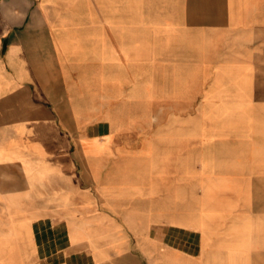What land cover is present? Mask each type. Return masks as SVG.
<instances>
[{
	"label": "crops",
	"instance_id": "1",
	"mask_svg": "<svg viewBox=\"0 0 264 264\" xmlns=\"http://www.w3.org/2000/svg\"><path fill=\"white\" fill-rule=\"evenodd\" d=\"M262 188L264 0H0V264H264Z\"/></svg>",
	"mask_w": 264,
	"mask_h": 264
},
{
	"label": "rangeland",
	"instance_id": "2",
	"mask_svg": "<svg viewBox=\"0 0 264 264\" xmlns=\"http://www.w3.org/2000/svg\"><path fill=\"white\" fill-rule=\"evenodd\" d=\"M160 94V96H158V105L156 108V115H157V128L158 129H163L164 126L167 125V129H168V124L164 123L165 120H167V118L169 116H173L174 118H178L180 115H194L195 111H196V107H184V106H180L179 105V98H180V94L178 92H172L170 93L171 95H166V98L164 95H162L161 92H158ZM173 94V95H172ZM169 96H172V100H169L170 98H168ZM168 98V99H167ZM166 99V100H164ZM172 126L170 127L172 130H180V123L178 122H174L173 124H171ZM193 124H189V129L191 130ZM263 190V194H264V188H262ZM263 225H264V218L262 219Z\"/></svg>",
	"mask_w": 264,
	"mask_h": 264
}]
</instances>
